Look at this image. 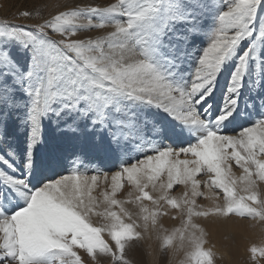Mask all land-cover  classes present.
I'll return each instance as SVG.
<instances>
[{
	"label": "snow or ice",
	"instance_id": "1",
	"mask_svg": "<svg viewBox=\"0 0 264 264\" xmlns=\"http://www.w3.org/2000/svg\"><path fill=\"white\" fill-rule=\"evenodd\" d=\"M35 16L0 20V264H145L153 238L151 264H216L196 218L264 225V0Z\"/></svg>",
	"mask_w": 264,
	"mask_h": 264
},
{
	"label": "rangeland",
	"instance_id": "2",
	"mask_svg": "<svg viewBox=\"0 0 264 264\" xmlns=\"http://www.w3.org/2000/svg\"><path fill=\"white\" fill-rule=\"evenodd\" d=\"M57 2L71 4L76 0H0V20L8 19L15 23L34 24L38 19L35 12L39 5H53ZM26 10L33 12L32 18H25L21 15ZM50 11H54V9L52 7L47 8L44 15ZM70 167V162L62 164L57 168V174H64ZM198 203L205 207L212 206V201L203 198L198 199ZM162 222L167 228L174 227L179 223L178 220H172L170 217L163 218ZM196 222L207 234L208 243L206 247H212L216 253V264H250L247 253L249 244L264 241V225L251 219L235 216L229 218L209 216L196 218ZM158 243L155 238L144 242L143 259L145 264H151L152 259L147 254L148 245L150 244L153 249H156ZM163 259L164 264H167L168 257L165 256Z\"/></svg>",
	"mask_w": 264,
	"mask_h": 264
}]
</instances>
